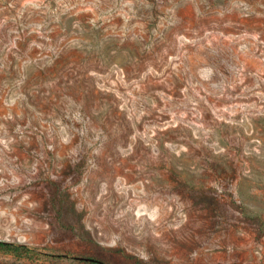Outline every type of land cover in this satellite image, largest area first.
Returning a JSON list of instances; mask_svg holds the SVG:
<instances>
[{
	"label": "rangeland",
	"instance_id": "1",
	"mask_svg": "<svg viewBox=\"0 0 264 264\" xmlns=\"http://www.w3.org/2000/svg\"><path fill=\"white\" fill-rule=\"evenodd\" d=\"M0 264H264V0H0Z\"/></svg>",
	"mask_w": 264,
	"mask_h": 264
},
{
	"label": "trees",
	"instance_id": "2",
	"mask_svg": "<svg viewBox=\"0 0 264 264\" xmlns=\"http://www.w3.org/2000/svg\"><path fill=\"white\" fill-rule=\"evenodd\" d=\"M0 250L4 252L14 253L19 256H31L33 249L26 244L15 243L6 239L0 238ZM98 264H108L106 261L96 259Z\"/></svg>",
	"mask_w": 264,
	"mask_h": 264
}]
</instances>
